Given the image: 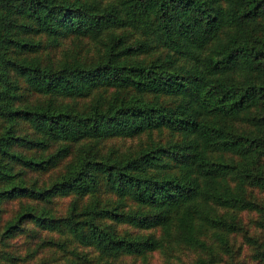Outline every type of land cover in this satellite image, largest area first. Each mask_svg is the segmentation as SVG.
<instances>
[{
	"label": "trees",
	"instance_id": "trees-1",
	"mask_svg": "<svg viewBox=\"0 0 264 264\" xmlns=\"http://www.w3.org/2000/svg\"><path fill=\"white\" fill-rule=\"evenodd\" d=\"M242 112L252 130L225 120ZM153 130L170 135L102 148ZM14 197L49 206L0 219V244L65 235L0 264H236L239 232L264 262L240 216L264 231V0H0V205Z\"/></svg>",
	"mask_w": 264,
	"mask_h": 264
},
{
	"label": "rangeland",
	"instance_id": "rangeland-1",
	"mask_svg": "<svg viewBox=\"0 0 264 264\" xmlns=\"http://www.w3.org/2000/svg\"><path fill=\"white\" fill-rule=\"evenodd\" d=\"M104 3L108 2L109 0H102ZM227 28H224L214 39L213 41H211V43H215L217 40L224 38ZM119 32H123L127 35L128 39H134L140 36V31H138L136 28H133L130 25H125L121 28H119L118 30ZM71 38H65L63 41H61L59 45L52 47L50 51V53H54L56 56H58L59 54V49H63L64 47H68L71 46ZM85 42L88 43L90 48L85 49V52H87L86 54H88V56H93L94 54L97 53V47L98 44L97 43H92L91 41H89L88 39L85 40ZM160 46L158 45L157 48H159ZM157 48L149 50V52L145 53L143 55V57H153L155 55H157L158 53H160V56H163V53H167L166 50H162L159 51ZM161 50V47L159 48ZM52 53V55H53ZM220 77H224L225 79L228 80H239V77L234 76L233 74H219ZM92 96H89L86 101L88 99H90ZM166 97V96H165ZM161 99V98H160ZM173 98L170 97H166V99H161L164 101H168ZM80 102H83L82 100ZM88 102V101H87ZM225 120L232 126L235 128H238L240 130H252L254 127L251 123H249V121L246 119V117L244 116V112H242L241 114H239L238 116H234V117H226ZM160 132V133H159ZM168 134L170 135V133L166 132L165 130H153L152 132H144L139 134L138 136H136L135 138H126V139H116V140H105L102 144V148H107L111 145H114V147L116 148L117 151H122L127 149L130 145H135L137 144L139 141L141 142H148V141H157L159 139H165ZM63 168V162H60L57 166L51 168L50 170H48L47 172H32V171H28L27 172V177L29 178V180H34L36 179L40 184L43 183H47L49 182V180L51 181L52 178L55 176V174H58L59 172L62 171ZM254 192H257L256 190ZM259 197L263 196V193H260V191L257 192ZM37 204L39 206L41 205H46L49 206L48 203H44V202H36L34 200H31L29 198H25V197H14V198H8L6 200H4L0 207V219L2 220V222L6 221L7 219H11L13 217V215L16 213V211L18 209H20L21 206H23L24 204ZM65 203H68V201L63 197H57L54 198L53 200V204L55 205L56 211L58 214H62L64 209H65ZM240 216L242 217V221L244 224V227L248 230V233L250 234H254V235H259L260 239L262 240V242L264 243V231H262L260 228H258L255 223L253 222L256 214L254 212L251 211H245V212H241ZM253 220V221H252ZM29 224V228H32L33 230H37V228L35 226H32L31 222L26 223L25 225ZM30 231V230H28ZM31 234L33 233V235L37 234L36 237H33L29 234H26L25 232L22 234H17L13 237L7 238L6 243L0 244V252L4 251V250H8V251H12L14 253L16 252H20L22 255H24L27 251L30 250V248H37L39 247V242L41 238H46V237H53L50 234H55L54 236L60 237V238H64L63 234H59V233H53L52 231H48L46 229H41V230H37L35 232L30 231ZM50 233V234H49ZM40 235V236H39ZM236 246H239V249L237 250V255L235 258V263L236 264H264L263 261H261L260 259L254 258L252 256V251L251 248L252 246L249 245L247 243V240L245 238V236H243L242 233H237L236 234ZM40 249H46L45 246L41 247ZM79 250L83 249V250H87L86 247L83 246H79L78 247ZM6 256V254L4 255ZM3 256V257H4ZM3 257H0V259H2ZM156 262L158 263L159 259L156 258V256L153 257ZM28 264H34L35 263V259L34 256L29 258L26 261ZM158 264H162L161 262H159Z\"/></svg>",
	"mask_w": 264,
	"mask_h": 264
}]
</instances>
